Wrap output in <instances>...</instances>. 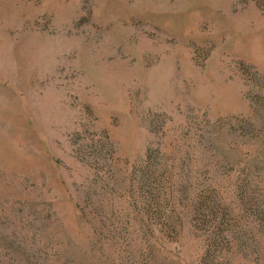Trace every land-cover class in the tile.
Returning <instances> with one entry per match:
<instances>
[{"label":"rangeland","instance_id":"rangeland-1","mask_svg":"<svg viewBox=\"0 0 264 264\" xmlns=\"http://www.w3.org/2000/svg\"><path fill=\"white\" fill-rule=\"evenodd\" d=\"M0 264H264V0H0Z\"/></svg>","mask_w":264,"mask_h":264}]
</instances>
